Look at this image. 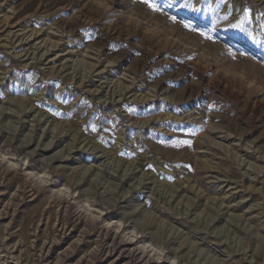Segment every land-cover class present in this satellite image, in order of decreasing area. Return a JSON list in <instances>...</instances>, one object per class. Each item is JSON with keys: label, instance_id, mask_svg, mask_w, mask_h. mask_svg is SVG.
<instances>
[{"label": "rangeland", "instance_id": "rangeland-1", "mask_svg": "<svg viewBox=\"0 0 264 264\" xmlns=\"http://www.w3.org/2000/svg\"><path fill=\"white\" fill-rule=\"evenodd\" d=\"M155 2L0 0V264H264V0Z\"/></svg>", "mask_w": 264, "mask_h": 264}, {"label": "snow or ice", "instance_id": "snow-or-ice-1", "mask_svg": "<svg viewBox=\"0 0 264 264\" xmlns=\"http://www.w3.org/2000/svg\"><path fill=\"white\" fill-rule=\"evenodd\" d=\"M141 3L145 4L151 11L153 12H158V11H162L161 7L157 6V3L155 2V0H140ZM165 6L167 5V0H165ZM246 18L248 17V13H245ZM185 27H188V25H184ZM201 35H203V33H201ZM181 143H190L188 141H182Z\"/></svg>", "mask_w": 264, "mask_h": 264}]
</instances>
